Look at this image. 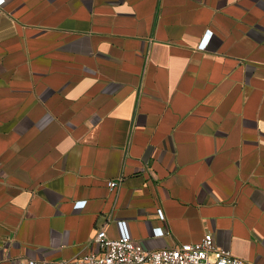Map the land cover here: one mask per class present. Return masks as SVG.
I'll return each instance as SVG.
<instances>
[{"label": "crops", "instance_id": "obj_1", "mask_svg": "<svg viewBox=\"0 0 264 264\" xmlns=\"http://www.w3.org/2000/svg\"><path fill=\"white\" fill-rule=\"evenodd\" d=\"M101 227L264 264V0L0 2V264Z\"/></svg>", "mask_w": 264, "mask_h": 264}, {"label": "built area", "instance_id": "obj_2", "mask_svg": "<svg viewBox=\"0 0 264 264\" xmlns=\"http://www.w3.org/2000/svg\"><path fill=\"white\" fill-rule=\"evenodd\" d=\"M118 184V181L108 183L111 189ZM92 241L96 247L74 259L29 258L15 264H254L219 247L212 232H207L197 242L147 249L130 235L112 238L101 227Z\"/></svg>", "mask_w": 264, "mask_h": 264}, {"label": "snow or ice", "instance_id": "obj_3", "mask_svg": "<svg viewBox=\"0 0 264 264\" xmlns=\"http://www.w3.org/2000/svg\"><path fill=\"white\" fill-rule=\"evenodd\" d=\"M0 2H2V0H0Z\"/></svg>", "mask_w": 264, "mask_h": 264}]
</instances>
